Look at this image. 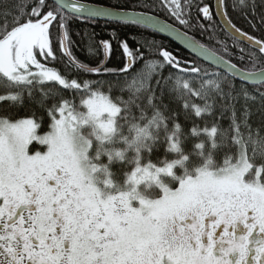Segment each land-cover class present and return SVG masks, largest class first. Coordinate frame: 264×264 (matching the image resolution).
I'll use <instances>...</instances> for the list:
<instances>
[{"label":"snow or ice","instance_id":"1","mask_svg":"<svg viewBox=\"0 0 264 264\" xmlns=\"http://www.w3.org/2000/svg\"><path fill=\"white\" fill-rule=\"evenodd\" d=\"M255 31L264 0H0V264H264Z\"/></svg>","mask_w":264,"mask_h":264},{"label":"trees","instance_id":"2","mask_svg":"<svg viewBox=\"0 0 264 264\" xmlns=\"http://www.w3.org/2000/svg\"><path fill=\"white\" fill-rule=\"evenodd\" d=\"M82 2L87 3V2H90V0H82ZM112 2H115V0H112ZM195 15H196V12L194 10L193 11V16L195 17ZM161 19H164V17L161 16ZM237 19L240 20L239 17H237ZM176 26L179 27L178 25H176ZM240 26L243 27V28H245V29H247L250 32L252 31L251 29L248 28L247 23L244 22L243 20H240ZM97 31H100V30L97 29ZM141 31L144 32V33H152L153 32L150 29H143V28H141ZM192 34L193 33H191V32L189 33V35H192ZM252 34H254L256 36H261V35H264V32H262V31H255ZM102 35H106V33L105 34H102ZM132 35H135V33H131L130 32L129 33V36H132ZM155 36H156V38L158 40H161L162 39L164 41L165 45L169 48V50H176L179 54H182V55H187L188 54L181 47L177 46L174 42H172V41H170V40H168V39H166V38L158 35L157 33H155ZM137 38L139 39L140 37L138 36ZM196 38L198 40H201V42L207 43V41L203 40V38L200 37V35L198 33L196 34ZM75 51H76V54L78 56H80L81 58H83L85 56V52L82 50V48H77ZM59 68H60L61 71H65L66 72V69H64L62 65L59 66ZM252 123H253L254 129L260 128V126L262 124H264V115H261V113H259V112H255L254 115H253V118H252Z\"/></svg>","mask_w":264,"mask_h":264},{"label":"water","instance_id":"3","mask_svg":"<svg viewBox=\"0 0 264 264\" xmlns=\"http://www.w3.org/2000/svg\"><path fill=\"white\" fill-rule=\"evenodd\" d=\"M213 2H214V0H213ZM218 19H219V17H218ZM220 23L222 24L223 21L220 20ZM150 30H152V29H150ZM152 31H154V30H152ZM157 34L160 35V36H162V37H164V38H166V39H168V40H170V41H172V42H174L177 46L181 47L187 53H190L191 52V50L190 49H187L186 46L179 39H177L174 35H171V34H169L167 32L157 33Z\"/></svg>","mask_w":264,"mask_h":264}]
</instances>
